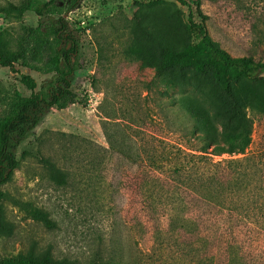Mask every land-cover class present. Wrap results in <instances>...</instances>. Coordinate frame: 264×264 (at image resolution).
<instances>
[{"label": "rangeland", "instance_id": "1", "mask_svg": "<svg viewBox=\"0 0 264 264\" xmlns=\"http://www.w3.org/2000/svg\"><path fill=\"white\" fill-rule=\"evenodd\" d=\"M9 1L0 0V9ZM154 1L178 10L187 20L186 6L175 0ZM138 2L82 0L78 8L66 13L71 0H59L63 16L79 40V68L72 84L77 103L50 110L17 150L20 167L2 187L7 198L0 259L48 253L57 260L79 264L94 259L134 263L155 256L160 240L169 244L164 256L178 253L183 240L161 234L168 220L163 209L152 207L145 170L109 153L106 130L127 142L133 137L139 144L150 136L186 147L200 144L166 122L159 107L164 88L155 71L143 68L141 60L127 54L138 38L129 27ZM200 10L207 16L204 23L209 36L229 54L264 60V0H206ZM39 19L34 10L21 16L0 11V35L15 42L25 28L36 27ZM195 20L203 21L198 14ZM17 69L35 79L36 93L53 80L52 74L21 65ZM153 80L156 86L148 90ZM16 94L29 97L31 91L20 82L19 74L0 66V112ZM247 114L253 133L246 154L264 161V115L251 109ZM177 115L176 122H184L188 130L194 127L191 117L183 112ZM86 153L95 166L87 161ZM53 167L63 170L65 176L54 175ZM32 209L47 212L53 225L34 218ZM242 228L240 240L250 264H264V217L255 215ZM183 239L188 241V237ZM189 240L196 243L197 239L189 236ZM229 241L239 240L220 238L203 244L215 264H227Z\"/></svg>", "mask_w": 264, "mask_h": 264}, {"label": "trees", "instance_id": "2", "mask_svg": "<svg viewBox=\"0 0 264 264\" xmlns=\"http://www.w3.org/2000/svg\"><path fill=\"white\" fill-rule=\"evenodd\" d=\"M80 1L71 0L66 13L78 8ZM175 1L188 8L186 21L178 10L154 0L138 2L139 9L129 23L138 38L127 54L141 60L143 68L155 71L164 88L159 100L163 118L185 135L197 138L199 146L186 147L155 136L145 142L142 138L139 144L133 137L127 142L119 134L106 133L112 156L145 170V189L155 204L152 207L163 209L168 220L161 234L165 238L180 237L183 242L176 256H164L169 244L160 240L155 256L124 264H215L203 244L232 237L239 241L227 243V264H250L240 234L253 216L264 217V161L246 154L253 133L247 112L251 109L264 115V60L233 57L211 39L204 23L207 16L200 10L206 0ZM58 2L11 0L0 9L18 16L34 10L40 17L38 25L25 28L15 42L0 35V66L19 74L20 82L31 91L29 97L11 96L6 109L0 112V233L6 224L3 202L7 194L2 187L20 167L18 148L50 110H63L77 103L72 84L79 68V40ZM196 14L203 21L197 22ZM18 65L52 74L53 80L36 93L35 79L21 73ZM155 86L153 80L147 89ZM178 112L193 119L192 129L188 130L182 121L176 122ZM86 155L95 166L91 155ZM223 155L229 157L221 158ZM236 155L244 156L234 158ZM53 169L54 175L65 176L63 170ZM30 211L34 218L53 225L47 212ZM189 236L197 239L196 243ZM182 237H188V241ZM0 264L79 263L57 260L46 253L1 258ZM89 264L114 263L94 259Z\"/></svg>", "mask_w": 264, "mask_h": 264}]
</instances>
